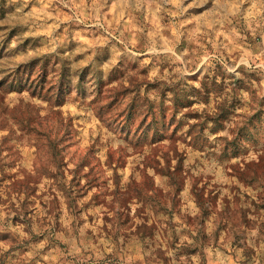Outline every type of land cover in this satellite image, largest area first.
<instances>
[{
	"label": "rangeland",
	"instance_id": "1",
	"mask_svg": "<svg viewBox=\"0 0 264 264\" xmlns=\"http://www.w3.org/2000/svg\"><path fill=\"white\" fill-rule=\"evenodd\" d=\"M0 264H264V0H0Z\"/></svg>",
	"mask_w": 264,
	"mask_h": 264
},
{
	"label": "trees",
	"instance_id": "2",
	"mask_svg": "<svg viewBox=\"0 0 264 264\" xmlns=\"http://www.w3.org/2000/svg\"><path fill=\"white\" fill-rule=\"evenodd\" d=\"M20 83V82H19ZM20 85V90H23L24 88V86L22 85V84H19Z\"/></svg>",
	"mask_w": 264,
	"mask_h": 264
}]
</instances>
